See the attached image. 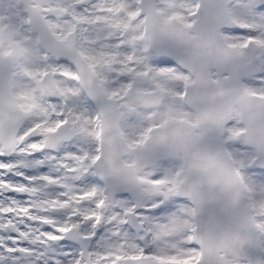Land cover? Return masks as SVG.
Returning a JSON list of instances; mask_svg holds the SVG:
<instances>
[{
	"label": "snow or ice",
	"instance_id": "obj_1",
	"mask_svg": "<svg viewBox=\"0 0 264 264\" xmlns=\"http://www.w3.org/2000/svg\"><path fill=\"white\" fill-rule=\"evenodd\" d=\"M0 264H264V0H0Z\"/></svg>",
	"mask_w": 264,
	"mask_h": 264
}]
</instances>
